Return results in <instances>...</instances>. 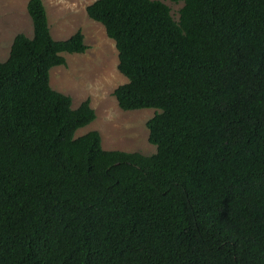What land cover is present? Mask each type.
Returning a JSON list of instances; mask_svg holds the SVG:
<instances>
[{
  "label": "trees",
  "instance_id": "16d2710c",
  "mask_svg": "<svg viewBox=\"0 0 264 264\" xmlns=\"http://www.w3.org/2000/svg\"><path fill=\"white\" fill-rule=\"evenodd\" d=\"M93 0L126 82L123 110L154 108L155 152L106 150L95 117L49 85L80 29L32 36L0 61V264H264V0Z\"/></svg>",
  "mask_w": 264,
  "mask_h": 264
},
{
  "label": "rangeland",
  "instance_id": "374dc122",
  "mask_svg": "<svg viewBox=\"0 0 264 264\" xmlns=\"http://www.w3.org/2000/svg\"><path fill=\"white\" fill-rule=\"evenodd\" d=\"M28 0H0V61L7 58L15 34L32 36V22L26 4ZM93 0H42L54 39H65L80 29L87 49L82 53H64L65 64L49 69V85L54 90L71 97V107L76 108L89 99L95 117L78 128L79 136L90 130L100 134L101 146L106 150L155 152L148 141V120L154 108L121 109L113 90L127 80L117 69V50L103 26L86 14V6ZM170 8L176 20L182 2L160 0Z\"/></svg>",
  "mask_w": 264,
  "mask_h": 264
}]
</instances>
